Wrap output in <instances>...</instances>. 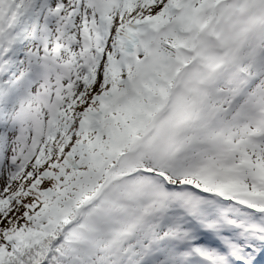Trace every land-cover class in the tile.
<instances>
[{
  "label": "snow or ice",
  "instance_id": "6c2138e0",
  "mask_svg": "<svg viewBox=\"0 0 264 264\" xmlns=\"http://www.w3.org/2000/svg\"><path fill=\"white\" fill-rule=\"evenodd\" d=\"M0 264H264V0H0Z\"/></svg>",
  "mask_w": 264,
  "mask_h": 264
}]
</instances>
